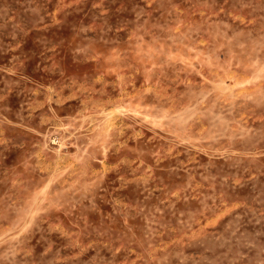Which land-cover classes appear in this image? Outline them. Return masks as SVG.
I'll return each mask as SVG.
<instances>
[{
  "label": "rangeland",
  "instance_id": "1",
  "mask_svg": "<svg viewBox=\"0 0 264 264\" xmlns=\"http://www.w3.org/2000/svg\"><path fill=\"white\" fill-rule=\"evenodd\" d=\"M0 264H264V0H0Z\"/></svg>",
  "mask_w": 264,
  "mask_h": 264
}]
</instances>
